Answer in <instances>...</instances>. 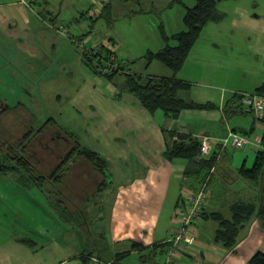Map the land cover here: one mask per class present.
Here are the masks:
<instances>
[{
    "label": "rangeland",
    "instance_id": "374dc122",
    "mask_svg": "<svg viewBox=\"0 0 264 264\" xmlns=\"http://www.w3.org/2000/svg\"><path fill=\"white\" fill-rule=\"evenodd\" d=\"M110 1L38 0L36 2V0H29V3L36 2L34 4L36 10L44 12L42 5L48 2L50 7L48 8L54 10L48 14V18L52 14L50 20L55 19L56 16L59 19L57 24L47 21L49 28L45 22L41 21L52 35V40H55V47L49 45L51 50L46 51L48 58L45 60L29 58L13 38H9L6 32H0V101L14 108L12 112L0 119V148L5 149L8 144H21L29 130L35 132L53 117L55 124L29 138L26 154L45 173L51 172L74 147V142L69 135L74 138L79 137L84 145L85 137L90 136L87 131H90L91 125L108 127L106 111H109L108 115L112 117L111 112L122 108L113 105L119 101L112 103L111 106L110 101H115L114 95L119 92V90L113 92V84L121 89L120 85L126 79V75L121 73L115 80H111L107 74L95 72L90 61L94 60L95 63L102 64L104 63L102 58L106 60L109 56H101L95 44L108 45L110 42L107 39L112 36L113 41L119 40L117 42L119 50L116 52L123 61H127L131 53L138 56L143 52L142 47L146 37H141V34H146V30L158 32L160 25H164L165 27L161 26V28L169 33L185 29L183 16L186 8L196 3V0H169L174 3L161 9L169 2L165 0L157 3L158 13L141 14L130 12L146 10L150 7L148 3L151 0H112V6H109ZM257 3L259 14H264V0H257ZM255 7L257 8L258 5ZM231 20L232 18L222 23L221 27L212 25L214 27L203 32H240L235 40L236 48H230L229 55L221 53L220 48V63L211 61L208 57L203 63H195V70L199 72L207 70L208 73L220 72L224 79L210 74L213 82L211 85L192 84L187 93L181 94L184 98L187 95L192 98L188 101L211 102L219 105L222 94L228 98L232 91L235 93L237 90L254 89L255 86L252 85L257 83L254 77L258 72L253 70L250 57L255 55L256 59L264 58V19L260 20L257 27L254 26L256 27L254 31L238 26L234 28L231 26ZM55 37L59 38L55 39ZM175 42L172 41V43ZM40 43L42 41L39 40L38 44ZM110 44L116 45L115 42ZM211 51L218 52V49L212 48ZM212 58L216 59V56ZM126 73L129 71L127 70ZM261 81H264V78ZM102 112H104L103 120L95 117ZM241 115L239 120L237 117H229L232 127L236 125L247 127V120H253L251 114ZM65 132L69 133L68 137ZM20 150H22L21 147ZM228 152L230 166L224 164L217 166L219 172L213 175L212 183L217 188L221 182L229 184L234 179L239 168L244 165V160L248 167H251L255 161V152L232 147L228 148ZM68 166L64 190L71 198H67L69 203L65 206H60L59 200L63 198H58L59 202L53 200L54 196H51L47 190L44 191L45 186L42 189L40 186L22 183L19 180L20 176L14 173L0 174V258L3 264H9L5 260L6 255H11V264L16 262L59 264L63 257L84 249L78 238V226L82 223L90 227L93 233L101 229L102 236L96 240L98 245L103 236L109 235L107 224L105 222L101 224V222L106 219L104 214L110 213L114 198H111V202L105 203V208L99 211L101 208L96 202L100 198L93 196L90 197L93 201L87 202L89 197H86L83 209L88 211H85L86 215L83 217V213L79 210L85 198L76 196V173L81 174L79 170H87L90 177L84 172L86 181L84 184L87 186L88 183L91 187L94 180L89 178H93L96 174L91 169L90 163L81 158L72 159ZM86 166L89 169H86ZM226 168H228L227 173ZM240 180L247 181L236 177V181L231 185L241 184ZM217 195L219 193H216L215 199H218ZM122 200L118 198V201ZM168 202L167 199L166 204ZM27 238L28 240H24ZM124 246L122 244L119 248L125 249ZM94 248L89 244L85 247V251L88 253ZM100 255L103 258L106 256L104 252H100ZM164 260L165 257L161 255L157 257L159 264H164ZM123 263L152 264L149 260L144 262L139 255L127 257ZM64 264L82 263L68 261ZM87 264L103 263H97L91 259Z\"/></svg>",
    "mask_w": 264,
    "mask_h": 264
},
{
    "label": "crops",
    "instance_id": "0c3cea01",
    "mask_svg": "<svg viewBox=\"0 0 264 264\" xmlns=\"http://www.w3.org/2000/svg\"><path fill=\"white\" fill-rule=\"evenodd\" d=\"M28 1L0 0V32H6L9 38H13L16 44L28 54L29 58L45 60L48 58L46 51L51 50L49 45L55 47V40H52V35L41 21L48 26L47 21L57 24L59 19L56 16L55 19L50 20L52 14L48 18V14L54 12L53 9H49L48 2L46 5H42L45 9L44 12L35 9L34 4L38 0L34 3ZM163 1L165 0H151L148 3L150 7L146 10H133L130 13H158L157 3ZM173 3L169 1L161 9H165ZM108 5L112 6V0ZM258 9L257 0L224 1L219 4V10L225 13L226 17L221 21L209 22L203 31L214 27L212 25L221 27L222 23H226L231 18V26L234 28L238 26L242 29L249 28L254 31L260 20L264 19V14H259ZM161 26L165 27L160 25L158 32H148L146 30V34H141V37H146L142 47L143 52L138 56L131 53L127 61H123L116 52L119 50L117 44L119 40L117 41L116 38V41H113L112 36L107 39L110 43H116L113 46L110 43L108 45L104 43L95 44V48H105L107 51L114 53L118 59H121L122 62L120 59L119 61L125 67L118 74H125L126 79L121 83V89L113 84V92H118V90L119 92L114 95L115 101H110V106L112 103L119 101L113 105L122 108L111 112L112 117L108 115L109 111H106L109 126L97 127L91 125L89 127L90 131H87L90 136L84 139L83 146L98 151L107 161L106 178L103 179L96 168L90 164L91 169L96 174L93 178H89L94 180L93 186L91 187L88 183L87 186L84 184L86 182L84 174H87V170H79L82 173H76L78 181L76 180L75 192L76 196L85 198L81 205L83 217L86 215L85 211H88L83 209L86 197H89L87 202H92L93 200L90 197L93 196L100 198L96 202L98 207L101 208L99 211L105 208V203L111 202V198H114L110 213L106 212L104 214L106 219L101 222V224L104 222L107 224L109 235L103 236L98 245L96 240L99 236H102L101 229L100 231L95 230V233H93L92 229L81 221L82 224L78 226V238H80L84 249L68 254L63 257L59 264L68 261L87 264L91 259L103 264H125L123 263L125 258L137 255L144 262L149 260L152 264H159L157 263V257L161 255L165 257L164 264H167L166 261L169 256L168 240L181 226L179 218L176 216L179 212V206L186 201L187 196L185 194L188 195L189 192H194L200 183L188 160L174 159L170 161L165 157L164 153L167 149L165 131L201 139L211 136L214 140V151L220 150L223 139L227 138L231 132H240L239 134L250 136L255 141H258L257 139L262 138L264 135V122L258 121L251 113L248 114H251L253 120H247V127H239L240 125L232 127L229 123V117H237L239 120L242 117L241 114H247L237 110L229 112L225 109L233 91L228 98L222 94L219 105L213 103L219 107L218 109H186L181 112L178 118L174 119L161 109L154 113L149 112L135 95L125 90L129 75L175 77L190 83L191 87L192 84L211 85L213 83L211 75L224 79L223 74L220 72L208 73L207 70L200 72L195 70V63L205 62L206 57L210 58L211 61L220 63V48L222 49L221 53L229 55L230 48H236L235 40L240 32H202L193 46L185 66L176 73L159 60L146 57L148 53H157L167 45L162 32L165 30ZM178 32L169 33L165 31L164 33L173 36ZM39 40L42 43L38 44ZM210 45L212 46L210 47ZM212 48L218 49V52H212ZM213 56H216V59L212 58ZM254 57L255 55L250 57L253 70L256 73L258 72L254 77L257 83L252 85L255 86L254 89H242L236 92H254L256 88L264 83V81H261L264 78V58L256 59ZM127 70L129 73H126ZM117 75L109 78L115 80ZM199 77L203 79L199 80ZM234 88L236 90V87ZM184 92L187 93L188 90ZM185 99L192 98L187 95ZM103 113L95 117L103 120ZM174 139H177V136ZM229 147L231 146H226L223 150L222 148L220 150L223 161L221 165L230 166L231 164L228 154ZM258 149H260L259 146L252 145L247 150L255 152L257 156ZM244 165L249 168L246 165V160H244ZM86 167V169H89L88 166ZM227 169L225 170L226 173L228 172ZM87 176L90 177L89 174ZM236 177H241L247 181L240 180L241 184L231 185L236 181ZM212 181L209 187V200L204 210L206 216H202L201 220L188 231L187 238L181 244L179 250L171 255L172 264H250L252 257L257 252L264 251V224L258 214L253 215L240 226L238 240L231 248L226 247L222 242L216 241L220 222L213 219L211 215L212 213H220L226 219L232 220V207L236 203L261 204L260 181L256 184L251 179L242 177L239 171L229 184L221 182L217 188ZM173 185H175L174 189ZM253 190H255L254 193ZM114 193L115 197H113ZM216 193H219L217 195L218 199H215ZM182 195H184V200L177 206ZM118 198L123 200L118 201ZM167 199L169 200L168 204H166ZM24 240H28V238ZM33 242L37 243L36 240H33ZM89 244L95 248L87 253L85 247ZM122 244L125 245V249L119 248ZM100 252H104L106 256L101 257ZM5 260L11 264V255H6ZM0 264H3L1 258ZM16 264L26 263L16 262Z\"/></svg>",
    "mask_w": 264,
    "mask_h": 264
},
{
    "label": "trees",
    "instance_id": "16d2710c",
    "mask_svg": "<svg viewBox=\"0 0 264 264\" xmlns=\"http://www.w3.org/2000/svg\"><path fill=\"white\" fill-rule=\"evenodd\" d=\"M224 1L229 0H196L194 6L186 8L183 17L185 29L173 36H168L164 33L165 31H162L167 45L157 53H148L146 57L149 59H157L165 66L171 68L174 72H179L183 68L193 46L200 38L207 24L209 22L221 21L226 17L225 13L219 10V4ZM173 40L176 42L172 43ZM99 51L101 56L109 55L107 59L112 55V52L107 51L105 48L99 49ZM102 60H104V58H102ZM90 64L95 72L98 74L101 73L97 70L94 60L90 61ZM123 69L124 68L121 67L114 70L112 73H107V77H114ZM190 87V83L175 77L129 75L125 90L135 95L149 112L154 113L161 109L169 117L174 119L178 118L181 112L186 109L213 110L219 108L211 102L195 103L185 99L181 94L190 89ZM254 92L264 95V83L256 88ZM241 100L242 94L240 92L232 93V97L226 103L225 109L229 110V112L234 110L244 112L242 110ZM12 109L14 108L11 105L0 101V119L4 117V115L12 112ZM55 123V119L51 117L47 120L45 125L39 127L35 132L34 130H31L32 132L29 130V132L24 135L21 144H8L5 149L0 148V174L14 173L17 174L18 177L20 176L19 180L22 183L25 182L27 185L40 186L42 189H44L45 186L46 189H44V191L47 190V192H50L49 194L54 196L53 200L55 201H58V198H63V200H59L61 201L60 206H65V204L67 205V203H69L67 198H71L68 192L64 190L69 162L75 158L84 159L93 165L99 174L102 175L103 179H105L107 161L98 151L83 146L79 138H74V136L65 132L66 137L69 135L70 139L74 142V147H72L56 167L49 172L50 174L41 171L39 166L35 164L29 156H26L28 153L29 138L33 134L43 132L46 128ZM165 135L167 136V149L164 153L165 157L170 161L174 159L188 160L200 183L195 191L206 186L209 192L213 175L219 172V170L217 171V166H222L221 163L223 161L221 156L219 158L222 147L220 150L213 151L211 156L200 158L201 138L177 134L172 131H165ZM175 136H177V139H174ZM20 147L22 150H20ZM213 167L216 168V172L211 173ZM239 173L242 177L251 179L255 183L260 181L262 198L261 204L259 205L254 203H236L232 207V220L226 219L220 213L211 214L213 219L220 222V229L217 232L216 241L222 242L229 248L236 244L240 226L253 215L258 214L264 224V149H258L254 164L249 168L243 165L239 168ZM52 182H54V184ZM183 200L184 195L179 198L177 206L180 205ZM80 212L82 211L80 210ZM202 216H206L204 211ZM167 244L170 246L169 242ZM250 264H264V251L257 252L252 257Z\"/></svg>",
    "mask_w": 264,
    "mask_h": 264
},
{
    "label": "built area",
    "instance_id": "2783aa9c",
    "mask_svg": "<svg viewBox=\"0 0 264 264\" xmlns=\"http://www.w3.org/2000/svg\"><path fill=\"white\" fill-rule=\"evenodd\" d=\"M95 65L99 72L105 74L112 73L114 70L123 67V65L115 55H112L106 60L104 59V63H95ZM241 94L242 110L245 113L253 114L258 121L264 122V95L255 92H241ZM215 139L218 140L217 138ZM257 140L258 141H255L250 136L231 132L227 138L223 139L222 150L226 146H231L235 149L240 150H247L252 145H256L264 149L263 137L258 138ZM201 142L202 145L200 158H206L210 156L214 151V140L213 137L206 136L202 138ZM215 170L216 168L213 167L211 173L216 172ZM201 189L200 191L198 190L189 192L188 195L185 194V196H187L186 201L179 206V212H177L176 216H178L181 226L179 230L168 240L170 246L168 249L169 256L166 261L167 264H172L171 255L179 250L181 244L187 238L188 231L194 226L195 223L199 222L202 218L203 211L207 206L209 200V192L207 191L206 186L202 187Z\"/></svg>",
    "mask_w": 264,
    "mask_h": 264
}]
</instances>
